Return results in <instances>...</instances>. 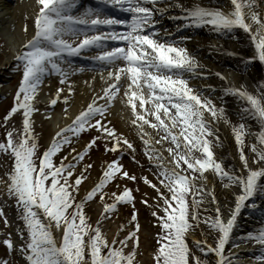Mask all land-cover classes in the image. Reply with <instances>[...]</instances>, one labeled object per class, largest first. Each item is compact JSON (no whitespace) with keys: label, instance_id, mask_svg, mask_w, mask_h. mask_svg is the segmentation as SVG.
<instances>
[{"label":"snow or ice","instance_id":"obj_1","mask_svg":"<svg viewBox=\"0 0 264 264\" xmlns=\"http://www.w3.org/2000/svg\"><path fill=\"white\" fill-rule=\"evenodd\" d=\"M261 3L264 0H227L222 6L203 0H191L190 5L178 0H35L33 35L14 57L21 78L13 106L0 121V127L6 129L0 156L11 161L0 184L14 201L9 206L15 207L20 222L15 229L19 246L14 245L11 234L2 241L9 253L18 252L24 264H139L141 225L135 210L128 224L118 226L111 241L103 230L121 205L135 209L133 190L127 185L121 189L117 181L138 180L121 161L128 152L140 163L136 160L139 153L127 136L110 127L107 118L119 100L131 112L129 125L141 142L148 171L157 181L139 178L156 193L154 204L141 201L152 208L150 223L156 229L152 264H211L212 257L215 264H238V257L226 249L229 244L239 247L236 241L241 240L258 246L252 264H264V211L260 226L233 239L242 210L264 208L257 203L258 197L264 199V82H257L255 91L250 92L246 85L228 84L221 73L215 74L225 81L219 99L232 97L236 101L239 122L233 123L225 107H217L204 90L191 86L193 79L201 78L203 65L186 47L191 37L177 38L187 30H205L217 36L242 31L252 49L245 65H264ZM173 9L179 14L168 15ZM165 18L173 23L174 31L163 26ZM23 31L27 34V25ZM85 72L100 75L103 94L93 96L41 152L33 119L39 111V91L46 80L57 77L60 87L48 107L54 110L62 102L67 112L74 94L70 77ZM17 115L22 117V128L13 125L9 129ZM221 121L231 129L239 169L225 166L215 151L223 147L216 127ZM92 130L97 135L82 151L72 147L74 140ZM249 138L254 142L249 144ZM98 141L104 142L105 154L120 155L105 162L98 182L80 196V186L94 167L84 162L94 147L99 148ZM68 148V155H61ZM81 164L83 170L77 172ZM209 173L234 199L227 219L215 185L207 189ZM109 185L117 191H106ZM97 197L102 211L93 224L87 208ZM207 203L215 207L210 210ZM210 211L214 215H209ZM0 218L6 228L11 227L3 207ZM197 233L202 239H195Z\"/></svg>","mask_w":264,"mask_h":264},{"label":"bare ground","instance_id":"obj_2","mask_svg":"<svg viewBox=\"0 0 264 264\" xmlns=\"http://www.w3.org/2000/svg\"><path fill=\"white\" fill-rule=\"evenodd\" d=\"M26 1L28 2V5H25L24 1L20 0H0V29H6L13 23L18 24L19 21H21V27L23 24L29 25L27 34H25V32H21L19 37H17L11 43H5L4 45H2L3 39L0 36V44L2 45L0 49V85L7 83L10 84L16 79L21 78L20 75L14 74L15 72L13 71V67L16 63L14 57L22 44L27 39H30L33 35V16L36 8L35 0ZM178 2L190 5L191 0H178ZM203 2L211 6H222L227 2V0H203ZM260 11L264 13V3H261ZM178 14L179 11L176 9H173L168 13V15ZM7 15L11 16L12 19L5 20V17H7ZM163 26L170 28L173 31L175 30L173 23L167 18L163 20ZM180 35L191 37V39L187 41L186 47L203 65L201 78L193 79L191 81V86L204 90L205 95L210 97L217 105V107H225L228 113H232L233 116L237 120H239L236 115L237 104L234 98L227 97L223 101L219 99V97L222 95L221 88L222 86H224L225 81H221L215 74L221 73L226 78L228 84H234L237 87H239L241 84L246 85L250 92L255 91L254 86L257 82H264V65H261L259 62H254L252 64H248L247 66L245 65V60H247L252 55V49L249 47L246 35L242 31H237L233 35L217 36L215 34H210L205 30H187L183 33H178L177 38ZM228 53H235V55H228ZM88 74H91V79H88ZM104 75L106 76L107 73H105ZM70 82L73 84L74 94L70 97L69 105H67V112L64 111V107L66 106L62 102L58 103V105L61 104L62 106H64L63 110L60 107L58 108L61 119L58 120V118H54L53 121H49V119L45 118V115L44 117L37 116L33 118L35 121V131L36 133L40 134V138L44 140L46 146L50 144L52 137L59 129L71 124L72 120L75 119V117L79 115V113L83 111L89 103L92 102L93 96H96L98 93L100 95L103 94L101 90L103 81L101 80V77L98 73L85 72L82 74H78L70 77ZM53 84L60 87L57 77L53 79ZM89 85H91V87ZM58 86H56L54 89H49L48 87L45 88L44 93L49 94L50 100L54 98L56 88ZM213 88L216 89V92L212 91ZM2 92V89H0V95L3 94ZM50 100L44 103L37 102V104L41 108H49L48 105L50 104ZM98 103L103 104L104 101H98ZM113 112L114 111H111L109 109L107 118L111 121L110 127H114L118 133H122L127 136L128 139L134 143L135 147L138 150V153L142 154L141 142L135 135V130L131 129L129 121L124 119L122 120V115L118 116ZM216 127H218L219 129V135L223 143L222 148L215 149L217 155L223 158L225 165L239 169L241 165L231 132L229 131L227 125H225L222 121L217 124ZM149 131L151 132L152 130L149 129ZM92 132L96 133L94 130H92ZM152 135L154 138H157L155 137L154 132L152 133ZM89 141L90 140H86L81 137L79 140H74L72 147L76 148L77 151H82ZM247 142L251 144L254 141L252 140V138H249ZM154 146L157 149L160 148L159 145ZM70 151L71 149L68 148L63 153H61V155H68ZM248 151V153H250V149H248ZM163 154L164 156H167V152H164ZM249 156L251 157V153L249 154ZM69 159H71V157H69ZM110 161L111 159L109 157L100 155L94 149L91 150L90 156L86 158L84 163H91L94 165V167L90 170L89 178L85 180V189H80L81 194L86 193V191L90 190L94 186V184L98 182L99 176L101 175V170L104 167L105 162ZM65 163H67V161H65ZM143 163L148 167V161L145 159V157ZM82 170L83 164L78 167L77 172ZM148 174V178L153 183H156V178L152 174V172ZM206 175L208 176L207 189L212 190L213 185H215V195L217 197L221 210L225 214V219H227L229 209L234 206V199L230 194H228L226 190L223 189L220 182L216 180L211 173ZM117 183L121 185V189L124 187V185L121 184L120 181H117ZM1 185V194L4 200L0 207H3V210L11 224V227H9V229L13 243L16 246H19L21 241L16 235L15 229L20 222L16 219L15 207L9 206L14 205V201L8 199V197L5 195L6 186L4 184ZM147 189L149 190V196H151V199H154L156 197L155 191L149 187ZM106 191L112 192L117 191V189L113 185H109ZM208 199L210 200V198ZM257 203L264 206V199H260L258 197ZM206 207L211 210L215 206L207 203ZM101 211L102 205L99 202H92L90 207L87 208L88 215H91L94 221L98 219ZM151 211L152 208H150L149 206L147 208L143 206L141 207V212L143 215V220L139 222L141 225V229H144V227L145 229H147V226H151V223H149L153 220ZM261 211L262 210H258L255 212L247 208L242 210L237 220V227L233 236L234 240H236L237 236L242 235V233H245L247 230L256 228L257 223H259L261 220ZM132 212L133 209L131 205L120 206L117 216L112 220L105 222V226L103 229L104 232H106V234L113 239V237L117 233L118 226L120 224H128ZM211 213L214 212L210 211V215ZM149 214L151 217L149 216ZM148 216L150 217V219H148ZM4 235H6L4 233V230L0 229V238H2ZM195 239H202V237H200L199 233H197ZM236 242L239 243L240 246L234 248L233 256L238 257V264H252L251 257L257 254L258 246L253 247L251 244H245L241 241ZM209 243L211 244L212 241L209 240ZM229 247L231 248L233 247V245L229 244L227 248ZM12 256L20 261V264H24V261L18 252L14 251L13 254L11 253L9 255L10 258ZM145 260L151 261V257L149 256V258ZM211 262L212 264H215L214 257L211 258Z\"/></svg>","mask_w":264,"mask_h":264},{"label":"rangeland","instance_id":"obj_3","mask_svg":"<svg viewBox=\"0 0 264 264\" xmlns=\"http://www.w3.org/2000/svg\"><path fill=\"white\" fill-rule=\"evenodd\" d=\"M20 1H24L25 5H28V2L26 0H20ZM1 9V8H0ZM5 11V10H4ZM2 11V12H4ZM9 12V10H8ZM12 17L7 15V17H5V20H11ZM20 22L18 24H12L10 25V27L6 28V29H0V36L3 39V43L2 45H4L5 43H11L13 42L17 37H19V35L21 34V32H24L23 29L25 27L26 24H23L22 27L20 26ZM8 25V24H7ZM29 27V25H27V28ZM31 27V25H30ZM2 45L0 44V49L2 47ZM13 71L15 72L14 74H18L21 76V73L19 71L15 70V64L13 67ZM88 79H91V74H88ZM56 78L51 77L50 79L45 81V84L42 86L41 90L39 91V94L37 96V100H36V107L39 109L38 112H36L33 116V118L39 116V117H50L49 121H53L54 118H58L61 119V115L60 112L58 110V108H62V110L65 108L64 106H62L61 104L58 106H55L54 110L50 109V108H41L39 107V105L37 104V102L40 103H44V102H48L50 100V96L49 94H45L44 90L46 87L50 88H55L58 85L53 84V79ZM19 80L20 79H16L15 81L11 82L10 84H1L0 85V89H2V95H0V121L3 120V117L7 114V112L11 109V107L13 106V101H14V96H15V92L18 88V84H19ZM59 87V86H58ZM57 87V88H58ZM56 88V90H57ZM64 107V108H63ZM111 111H114L113 113H115V115L121 116V119L123 120H130L131 118V112L130 110L125 107L124 104H122L120 101H116L113 106L110 108ZM226 116L228 117L229 120H231L233 123H238L239 120H237L232 113H228V111L226 110ZM22 117L20 115H17L13 118V120L9 123L8 128L11 129L13 127V125L15 126V128L17 130L22 128ZM229 131L231 132V129L229 126H227ZM6 135V129L4 127H0V142L4 141V137ZM97 134L90 131V132H85L81 135L82 138L86 139V140H91V138L93 136H96ZM155 135V133H154ZM158 138V137H157ZM40 143V151L42 152L47 146L44 143V140H42L40 138L39 140ZM99 144V148L94 147L93 149L99 153L100 155L103 156H107L109 157L111 160L117 158L120 153H107L105 154L104 151V142L103 141H98ZM245 152L247 155H249L250 153H248V149H245ZM59 159L60 157L56 158V163H59ZM136 160H138L140 163H136L133 161L132 157L128 154V152H124L123 155V159L121 161V163L124 165L125 170H127L129 173L134 174L138 177V180L133 183L131 181H123L121 180V184H123L124 186L127 185V187L131 188L133 190V195L135 197V209H133V211L135 210L137 212V218L138 221H142V212H141V207H145L147 208L148 206L141 203L142 200L147 199L148 200V204L152 205L155 203V198L151 199V196H149V190L147 189L148 186L145 185L143 183L142 179H139L142 176H146L149 177L150 171H148V167L146 165H144L143 160V154H138L136 156ZM141 164L144 165V167H141ZM225 164V163H224ZM0 165H3L2 167H0V177L4 176V173L6 171L9 170L10 166H11V161L8 159L7 156H0ZM227 166V165H225ZM1 184H0V205L3 203V196H2V192H1ZM81 190L85 189V182L80 186ZM137 189H139L137 191ZM147 189V190H146ZM85 194V193H84ZM84 194L80 193V196H83ZM94 202H99V198L97 197V199ZM100 203V202H99ZM124 206V205H121ZM210 215V212L208 213ZM211 215H214V213H211ZM91 217V222L94 224L95 221L93 220V217L91 215H89ZM150 216V214H149ZM148 216V217H149ZM151 217V216H150ZM150 217L148 219H150ZM114 218V217H113ZM151 222V221H150ZM149 222V223H150ZM260 226V225H259ZM0 229L4 230V233L6 235H4L2 238H0V264H4V262L6 261L7 264H20V261H18L15 257H9L10 253L8 251V249L3 245L2 241L6 238H8V235L10 234V229L9 227H5L2 218H0ZM254 231V229L252 230H248L245 233H242V235H239L237 237H243L245 236L248 232ZM156 230L155 228L151 226H147V229H141L140 233H139V237H140V248H139V252L141 253L137 259L139 261V264H152V259L151 261H147L145 259L149 258V256L151 257V253L153 252V249L155 247V242L153 239V236L155 234ZM106 233V232H105ZM107 235V234H106ZM107 238L109 241L112 240V238H110V236L107 235ZM241 242H243L241 240ZM240 242V243H241ZM189 243L191 244V238H189ZM234 246L233 247H229L226 249V251H230L233 254V250H234ZM13 254V252H12ZM212 264V262H211Z\"/></svg>","mask_w":264,"mask_h":264}]
</instances>
